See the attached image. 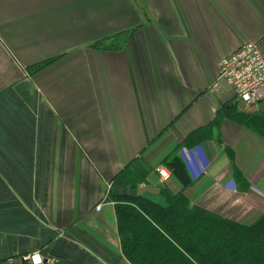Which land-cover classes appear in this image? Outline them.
Returning <instances> with one entry per match:
<instances>
[{
  "label": "crops",
  "instance_id": "crops-1",
  "mask_svg": "<svg viewBox=\"0 0 264 264\" xmlns=\"http://www.w3.org/2000/svg\"><path fill=\"white\" fill-rule=\"evenodd\" d=\"M248 42L264 55V0H0V264H131L116 204L133 185L257 220L264 137L213 87ZM185 151L192 184L164 186Z\"/></svg>",
  "mask_w": 264,
  "mask_h": 264
},
{
  "label": "trees",
  "instance_id": "trees-1",
  "mask_svg": "<svg viewBox=\"0 0 264 264\" xmlns=\"http://www.w3.org/2000/svg\"><path fill=\"white\" fill-rule=\"evenodd\" d=\"M227 116L264 137V112L232 110ZM165 167L182 189L192 184L178 155L170 156ZM128 171L117 179L121 181ZM122 182L133 184V176ZM130 188L134 194L117 198L116 215L131 264H264V212L250 224L239 223L191 206L182 193L174 195L166 187L158 195L142 196H137L138 186Z\"/></svg>",
  "mask_w": 264,
  "mask_h": 264
},
{
  "label": "built area",
  "instance_id": "built-area-1",
  "mask_svg": "<svg viewBox=\"0 0 264 264\" xmlns=\"http://www.w3.org/2000/svg\"><path fill=\"white\" fill-rule=\"evenodd\" d=\"M222 84L229 86L239 102L247 107L259 108L264 103V55L256 43H245L233 54L223 58L219 64V74L213 85L218 89ZM189 152L183 153V158L193 172L194 166L189 162ZM158 181L166 186L171 178L172 172L163 166L155 169ZM104 203L96 207L97 211L102 210ZM33 264H43L44 258L35 255L32 258Z\"/></svg>",
  "mask_w": 264,
  "mask_h": 264
},
{
  "label": "water",
  "instance_id": "water-1",
  "mask_svg": "<svg viewBox=\"0 0 264 264\" xmlns=\"http://www.w3.org/2000/svg\"><path fill=\"white\" fill-rule=\"evenodd\" d=\"M239 109L243 110V111H247L250 114L256 113V109L255 108L247 107L246 104L243 103V102H240ZM137 193H138V196H141V195H144V194L158 195V194H160V189L159 188H155V187H144V188H139ZM49 259H53V258L50 257Z\"/></svg>",
  "mask_w": 264,
  "mask_h": 264
},
{
  "label": "rangeland",
  "instance_id": "rangeland-1",
  "mask_svg": "<svg viewBox=\"0 0 264 264\" xmlns=\"http://www.w3.org/2000/svg\"><path fill=\"white\" fill-rule=\"evenodd\" d=\"M207 169V168H206ZM206 169L204 170V172H202V174H205L206 173ZM171 171V170H170ZM189 171H190V169H189ZM191 172V171H190Z\"/></svg>",
  "mask_w": 264,
  "mask_h": 264
}]
</instances>
